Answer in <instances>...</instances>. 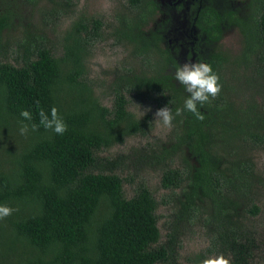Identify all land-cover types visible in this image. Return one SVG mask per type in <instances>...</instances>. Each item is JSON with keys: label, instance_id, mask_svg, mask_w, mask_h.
<instances>
[{"label": "trees", "instance_id": "1", "mask_svg": "<svg viewBox=\"0 0 264 264\" xmlns=\"http://www.w3.org/2000/svg\"><path fill=\"white\" fill-rule=\"evenodd\" d=\"M233 1L199 0L193 7L198 37L208 47L201 60L212 64L222 83L216 98L200 109L204 119L183 113L173 121L167 140L157 144L158 151L139 150L164 160L162 185L180 188L187 198H179L174 222L181 212L195 210L189 204L199 193L219 205L234 201L233 193L248 198L254 154L264 150V0H251L248 18ZM127 8L128 13L117 16L119 26L79 16L58 44L47 37L29 44L25 37L19 64L0 60V203L16 209L0 219V264H161L177 256L174 231L159 243V201L149 186L140 180L128 198L126 177L92 170L102 164L101 148L153 130V115L138 116L131 105L143 102L159 109L169 103L174 110L187 95L173 76L177 49L167 43L162 25L149 27L162 5L128 0ZM6 18L0 17V40ZM231 26L244 36L234 62L251 67L250 87L256 92L238 89L241 77L229 73L232 61L220 42ZM105 30L129 51L128 64L111 85V108L101 103L88 77V60ZM53 105L68 125L64 134L42 126L27 136L19 134L22 109L32 113L26 123L39 124V110ZM122 158L106 161L119 164ZM251 211L258 212L259 206ZM246 236L236 228L220 236L233 250L232 264H251L256 243Z\"/></svg>", "mask_w": 264, "mask_h": 264}, {"label": "rangeland", "instance_id": "2", "mask_svg": "<svg viewBox=\"0 0 264 264\" xmlns=\"http://www.w3.org/2000/svg\"><path fill=\"white\" fill-rule=\"evenodd\" d=\"M157 1L162 5V10L156 14L149 27L157 28L162 25L167 43L177 49L179 62L201 60L208 47L198 37L195 25L193 7L199 0ZM127 5L128 0H60L59 2L39 0L37 3L31 0H0V17H7V28L4 29L0 40V60L19 64L18 60H21L25 53L23 47L19 49L20 40L25 37L29 44H34L36 38L41 37H47L52 43L58 44L64 31L79 16L98 18L104 23L119 26L120 19L117 16L128 13ZM232 5L235 8L239 7L241 13L244 12L245 18H248L251 0H235ZM105 31V36L95 43L93 54L88 60V77L101 103L111 108L114 99L111 85L118 71L128 64L129 51L116 41L110 30ZM220 46L232 61L229 73L241 77L237 84L238 89L248 88V93L256 92L258 88L250 87L253 74L251 67L241 62H234L244 48V36L239 27H229L224 33ZM6 52L8 58L3 57ZM245 75H248V78L245 79ZM130 109L138 116L142 115L140 109L144 113H151L153 130L149 135L131 136L123 143L101 148L97 151V155L102 160V164L92 170L114 171L126 177L124 191L128 198L135 194L136 184L140 180L153 191L159 201L157 209L158 224L161 229L159 243L167 241L171 231L175 232L178 243L176 258H170L161 264H193L197 255L201 256V252L223 253L232 264L235 260L233 250L220 238L229 228H236L239 234L247 233V239L254 237L256 245L251 250L253 255L251 264H264V150L256 151L254 154L256 171L247 191L248 198L245 199L243 194L233 193L231 197L234 201L226 205L222 201L219 205L211 196L199 193L194 202L189 204L195 210L181 212L180 221L174 222L175 215L181 208L179 198L184 202L187 198L180 188L169 189L162 185L161 167L165 164L164 160L144 155L151 152L150 150L139 151L142 147L158 151L157 144L167 140L171 128H163L155 122L154 113L158 108L152 104L136 102L130 106ZM120 157L123 158L119 164L106 161V159L120 160ZM176 164L178 165L179 162L177 161ZM254 205L259 206V211L256 213L251 211ZM219 209L226 215L218 214L216 210Z\"/></svg>", "mask_w": 264, "mask_h": 264}, {"label": "clouds", "instance_id": "3", "mask_svg": "<svg viewBox=\"0 0 264 264\" xmlns=\"http://www.w3.org/2000/svg\"><path fill=\"white\" fill-rule=\"evenodd\" d=\"M173 67L174 79L178 85L183 87L187 95L183 100L182 107H176L173 110L168 103L154 113L155 122L166 129L172 128L175 118L183 113H191L197 120H203L204 114L200 109L205 103L215 99L222 89L220 75L210 62L204 60L184 61L177 62ZM140 111L144 116V111L141 109ZM20 116L23 118L18 121V132L21 136H27L30 129L35 131L39 126L59 135L64 134L68 128L55 105L51 106L48 111L43 108L39 110V124L26 123V121L32 120V113L28 109H22ZM14 211L16 209L7 203H0V219L10 216ZM197 264H231V260L223 253L208 252L198 259Z\"/></svg>", "mask_w": 264, "mask_h": 264}]
</instances>
